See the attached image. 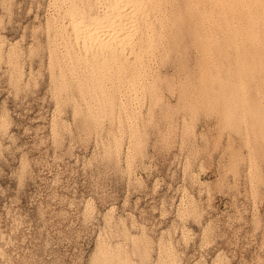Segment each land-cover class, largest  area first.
<instances>
[{
	"label": "rangeland",
	"instance_id": "obj_1",
	"mask_svg": "<svg viewBox=\"0 0 264 264\" xmlns=\"http://www.w3.org/2000/svg\"><path fill=\"white\" fill-rule=\"evenodd\" d=\"M51 1L0 0V264H264L255 6L202 22L167 0L138 87L104 75L80 96L59 88Z\"/></svg>",
	"mask_w": 264,
	"mask_h": 264
},
{
	"label": "bare ground",
	"instance_id": "obj_2",
	"mask_svg": "<svg viewBox=\"0 0 264 264\" xmlns=\"http://www.w3.org/2000/svg\"><path fill=\"white\" fill-rule=\"evenodd\" d=\"M55 1H58V2L60 1L61 6H63V10L61 12L62 17L60 16L61 18H59V17L56 18V19H60L57 23V32H56L57 36L60 38L59 44L62 46L60 59H61V61H63L65 63L64 66L58 70V75H59L60 82H61L59 85V88L64 89V90L67 88L66 74L73 81L74 86H75V88H76V90L80 96L84 94V89H85L88 81L98 84L104 75H106L107 77L112 76V78H113L112 81H115V83H113V84H119L123 78L126 79L127 80V82H126L127 88L126 89H128L129 92L133 91L134 88L138 87V86H136V83H137L136 81H137L138 75H141L144 72V68L146 67V65H144V64L147 62L146 61L147 55H148L147 50L149 49L150 45L153 44L152 43L153 40L155 38H157L158 36H160L159 34L161 32H163L162 31V29H164L163 23L166 24L165 18H167V17L165 16V12H166L167 0H55ZM55 1L53 0V1H51V3L54 2V4H55ZM168 3H169V1H168ZM185 3H186V8H187L188 12L193 11L195 9L197 12H201L200 20L202 22L211 21L213 12H216L217 14L222 15L221 17L224 20L228 21L229 14H236L237 12H241V10L245 9L246 7L249 8L250 6H255L256 18H255V20H251V18H247L248 21H246L245 27L243 28L242 32H243V35L245 38H247V37L252 38V36H254L252 29L256 25L259 27V31L261 32V38H262L263 43H264V0H186ZM55 5L56 6H54L53 9L55 7H58V8L60 7V6H57V3ZM169 7H170V5H169ZM182 8H183V6H182ZM199 10H201V11H199ZM254 10H252V11H254ZM57 11H58V9H57ZM58 12H57V15H58ZM55 13L53 12V14H55ZM186 16H187V14H186ZM188 16L190 18H193V15L191 13H190V15L188 14ZM248 16H246V17H248ZM185 19H186V17H185ZM54 24H55V22H54ZM171 28H172V26H171ZM175 29H176V27H175ZM232 29H233V27H232ZM164 31H166V30H164ZM255 31H257V30H255ZM229 33H230V31H229ZM47 34H48V32H47ZM172 34H175V32L174 33L172 32ZM160 37H158V38H160ZM173 37L171 36L172 39H173ZM194 39L195 38H193V40ZM240 39H239V41H240ZM158 41H159V39H158ZM174 41H173V43H174ZM194 41H196V40H194ZM232 41H233V39H232ZM233 42H232V44H233ZM237 42H238V40H237ZM156 43H158V42H155V44ZM59 44H58V46H59ZM238 44H239V42H238ZM48 45H47V47H48ZM199 45H200V43H199ZM231 47H233V45ZM61 49H59V50H61ZM261 51L264 52V50H261ZM53 52H55V51H53ZM59 53H60V51H59ZM203 53H204V51H203ZM244 53H246V52H244ZM149 54H150V52H149ZM249 55H251V54H249ZM253 55H254V53H253ZM58 57H59V54H58ZM247 57H249V56H247ZM258 57H261V56H258ZM259 59H258V61H259ZM243 63H245V65H246V62H243ZM258 63L260 64V62H258ZM241 64H242V62H241ZM230 65H232V64L230 63ZM245 65L242 64V67ZM261 65L262 64H260L259 67H261ZM262 66L264 67V65H262ZM55 67H57V66H55ZM148 67L149 66H147V68H146L147 70H149ZM239 67H241V66H239ZM242 67H241V69H243ZM250 69H252V67ZM262 70H264V68ZM145 72H146V70H145ZM260 72H262V71H260ZM127 73H130L129 76L124 77L123 75L127 74ZM145 74L146 73L141 75L142 78H143V75H145ZM201 77H203V76H201ZM249 77H251V80H252L253 76L249 75L248 78ZM244 79H247V78H243V81H244ZM143 80H145V79H143ZM200 80H201V78H200ZM251 80H250V82H251ZM253 81H254V79H253ZM245 82H246V80H245ZM121 83H120V85H121ZM255 84H254V86H255ZM109 86L111 87V85H109ZM109 86H107L108 89H109ZM99 87H100V84H99ZM116 87H118V85H116ZM122 87H123V85H122ZM141 87H142V85H141ZM91 88H93V87H91ZM123 89H124V87H123ZM141 90H142V88H141ZM74 91L75 90H73V92ZM105 91H106V89H105ZM116 91H118V89H116ZM90 93H91V91H90ZM125 93L126 92H124V94ZM131 93H133V92H131ZM136 94H137V92H136ZM62 96H63V94H62ZM130 96H132V95L130 94ZM120 97H118V98H120ZM72 98H73V96H72ZM66 99L67 98H65V100ZM128 99L127 100L125 99V100L128 101ZM125 100H123V101H125ZM119 101H120V99H119ZM103 102H105V101L103 100ZM115 102H118V99H116ZM110 104H111V102H110ZM104 105H105V103H104ZM125 105H126V103H125ZM127 105H128V102H127ZM125 107L128 108V106H125ZM115 111H118V110L115 109ZM116 113H118V112H116ZM129 113L131 114L130 111H129ZM126 114H127V112H126Z\"/></svg>",
	"mask_w": 264,
	"mask_h": 264
}]
</instances>
